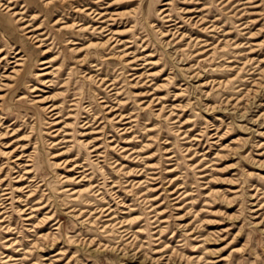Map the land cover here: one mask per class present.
<instances>
[{"label": "rangeland", "instance_id": "374dc122", "mask_svg": "<svg viewBox=\"0 0 264 264\" xmlns=\"http://www.w3.org/2000/svg\"><path fill=\"white\" fill-rule=\"evenodd\" d=\"M10 5L0 264H264V0Z\"/></svg>", "mask_w": 264, "mask_h": 264}, {"label": "bare ground", "instance_id": "6f19581e", "mask_svg": "<svg viewBox=\"0 0 264 264\" xmlns=\"http://www.w3.org/2000/svg\"><path fill=\"white\" fill-rule=\"evenodd\" d=\"M14 0H9L8 2H4V0H0V6L3 7V9H8L9 10H13V9H16L14 6H11L10 3H12ZM98 1H102V0H98ZM63 2V1H62ZM9 3V4H7ZM85 9H90L89 7L85 8ZM165 10V9H164ZM14 14V12H12ZM24 13V12H22ZM15 14H20L19 11H15ZM25 16V15H24ZM28 23V22H27ZM29 26V25H27ZM26 26V27H27ZM32 31V30H31ZM30 32V30H29ZM27 35V34H26ZM32 39V38H31ZM40 42V41H39Z\"/></svg>", "mask_w": 264, "mask_h": 264}]
</instances>
